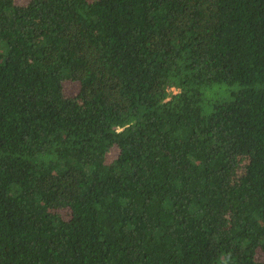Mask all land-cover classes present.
Instances as JSON below:
<instances>
[{
    "label": "trees",
    "instance_id": "obj_1",
    "mask_svg": "<svg viewBox=\"0 0 264 264\" xmlns=\"http://www.w3.org/2000/svg\"><path fill=\"white\" fill-rule=\"evenodd\" d=\"M0 264H264V0H0Z\"/></svg>",
    "mask_w": 264,
    "mask_h": 264
},
{
    "label": "rangeland",
    "instance_id": "obj_2",
    "mask_svg": "<svg viewBox=\"0 0 264 264\" xmlns=\"http://www.w3.org/2000/svg\"><path fill=\"white\" fill-rule=\"evenodd\" d=\"M238 88L237 85H232V86H226V85H219V86H213L211 89H209L206 92V97L211 98L213 100L217 99H229V93L231 91H235ZM224 89V90H223ZM76 91V85L73 83L69 82L65 84V92L67 94H72ZM207 108V106H206ZM208 109H206V112Z\"/></svg>",
    "mask_w": 264,
    "mask_h": 264
}]
</instances>
